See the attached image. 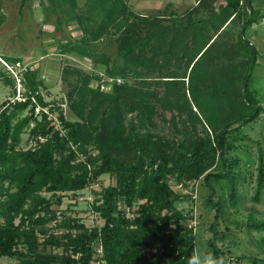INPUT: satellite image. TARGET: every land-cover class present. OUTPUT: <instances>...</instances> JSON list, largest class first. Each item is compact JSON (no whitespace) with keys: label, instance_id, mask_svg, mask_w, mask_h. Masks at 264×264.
<instances>
[{"label":"trees","instance_id":"1","mask_svg":"<svg viewBox=\"0 0 264 264\" xmlns=\"http://www.w3.org/2000/svg\"><path fill=\"white\" fill-rule=\"evenodd\" d=\"M66 1L75 5L76 0ZM90 1L91 8L105 11L103 23L96 31H88L91 38L83 36L81 42L63 44L61 51L93 57V41L110 25H123L120 15H125V8L120 0ZM27 2L21 0V7ZM252 2L222 0L221 9L212 15L188 17L187 23L175 18L171 26L139 17L141 30L149 32L143 37L138 28L140 41L134 43L129 35L122 40L117 52L121 61L112 67L106 64L103 74L92 76L98 81L95 88L90 86L89 76L82 88L76 85L69 93L71 105H78L74 95H82L87 88L93 100L100 96L108 101L96 124L67 119L60 105L45 100L37 70L28 67L23 72L25 100L11 102L9 98L0 104V258H16L19 264H188L197 252V233L189 225L194 215L175 203L195 199L192 193H183L184 186L201 180L208 187L206 203L214 210L206 252L226 256L231 264H242L244 258L251 264H264V259L253 255L232 254L223 243L225 232L220 230L225 223L224 229L229 231L227 211L238 202L236 185L225 194L226 183L242 168L243 158L233 155L249 153V147L243 148L246 140H252L243 128L264 112L250 86L258 52L248 41L252 50L247 48L243 39L247 27L257 20L243 19L253 15ZM78 20L83 24L81 17ZM237 23L244 30L237 34L236 64L219 68L216 59L224 55L225 44L233 37L231 32L220 42L215 36L224 26L227 29ZM213 47L214 53L204 59ZM93 58L106 62L103 57ZM103 78L107 83L112 79L108 92L99 84ZM131 78L149 79V85L155 87L133 89L127 82ZM119 79L123 83H117ZM5 81L16 95L11 73ZM38 106L40 113H36ZM164 108L179 115L174 113L168 121L166 135L170 138L159 133L166 129L157 122ZM174 122L183 123L182 135L173 128ZM148 129L153 133H144ZM25 132L30 146L24 148ZM257 148L252 200L260 203L264 151ZM105 174L115 182L96 191L99 199L92 204L104 221L102 226H86L76 216L52 208L62 203L66 193L89 188ZM178 184L183 190L176 188ZM218 188L222 192L215 200ZM249 227L264 233V220L250 221Z\"/></svg>","mask_w":264,"mask_h":264},{"label":"rangeland","instance_id":"2","mask_svg":"<svg viewBox=\"0 0 264 264\" xmlns=\"http://www.w3.org/2000/svg\"><path fill=\"white\" fill-rule=\"evenodd\" d=\"M120 1L125 8V15H120L121 19L124 23L127 22L120 26L110 25L107 31L97 41H93L90 46V53L93 57H96L97 60L103 57L106 61L104 63L103 61L95 62L93 57L80 56L74 51H61L63 44L81 42L83 36L91 38L92 30L96 31L103 23L105 11L99 7L91 8L90 0H76L75 5L66 0H54V2L50 0H28L23 7H21V0H0V57L6 58L5 56H7L20 59L22 69H19L20 72H18L21 78H23V68L29 67L32 70H37L39 78L43 80L41 92L45 100L60 105L67 119L96 124L106 110L108 101L100 96L93 100L91 92L87 88L81 91L82 95L78 93L74 95V100L78 102V105H71L73 101L69 99V93L76 85L82 88L86 77L103 74L106 64L109 67L118 64L121 61L117 53L118 47L127 35L132 36L135 43L140 41V35L136 31L138 28L143 37L149 32V29L146 30V28L141 30L142 23L138 20L139 17H146L149 20L157 19L159 24L171 26L174 24L175 18L183 23L190 20L188 17L192 19L206 18L212 15L214 11H219L222 5V0ZM252 7L254 8L253 15L246 14L243 19L252 17L257 20L247 27L243 39L247 48L252 50L247 43L248 41L258 52L257 64L252 73L250 86L258 94V98L264 107V0H253ZM260 15L263 16L259 17ZM80 17L83 24L78 22ZM243 30L244 27L241 26V23H237L227 29L224 26L216 34L215 37H219L220 42L231 32V37H233L230 42H226L225 49L227 50L223 53L224 55L216 59L219 68L228 64H236L233 57L238 48L237 34H242ZM212 33L211 30L209 34ZM213 53L214 47L209 50L204 59ZM204 61L202 60L201 64ZM140 69L146 70L143 67ZM200 69L201 67L198 68V70ZM9 72L0 61V104L15 95L12 86L5 81L7 77H10L11 72ZM109 79L108 83L103 81L104 78L99 81V84L102 82L103 89H101L107 92L111 90L112 86V79ZM127 82L133 89H154L155 87L154 84L149 85V79L138 78L134 80L131 78ZM210 82L208 81V83ZM117 83L120 84L123 81L119 79ZM97 84L98 81L92 77L90 86L95 88ZM159 89L160 94L164 96V86L161 85ZM92 102H94L93 105ZM194 109L197 110L195 105ZM162 112V117L157 119V122L162 126L166 125L164 131H159L165 138L168 132L167 126L170 127L168 121L174 113L175 115L177 113L168 108H164ZM26 113L27 111L24 114ZM136 113L138 112L135 111L134 114ZM56 116L57 113L54 114V117ZM177 116L179 115L177 114ZM172 126L175 131L180 132L179 135H182L184 126L182 122H174ZM148 130L144 133H153L152 129ZM243 131L252 138V140H246V147H242L243 149L249 147L248 152L250 154L242 151L243 153L233 155L241 158V160L243 158L242 168L233 180L225 182L226 193L225 191L224 193L227 194V190L236 185L238 193L234 198L238 202H236L235 207H229L227 211L229 231L224 229L225 223L221 225L220 230H224L223 243L232 250V254H249L264 259V233L249 227L250 221L264 220V193L260 203H255L252 200L257 178L256 166L259 152L257 147H261L264 151V112L255 122L244 126ZM168 135L166 137L170 138ZM155 136L157 135L155 134ZM28 140L29 133L25 132L22 136L24 148L30 146ZM114 182L113 176L102 175L99 181L91 187L75 193H66L62 203L54 204L52 208L58 213L65 212L67 215L76 216L86 226H102L103 219L92 208L93 202L99 199L95 192ZM221 188H218V194L214 197L215 200L219 199V193L222 192ZM207 192L208 187L202 185L201 180L187 182L183 193H192L195 199L192 200L188 197L175 203L179 209L193 212L194 218L190 220L189 225L192 224L197 233V251L203 252H206L207 249V238L212 236L209 227L214 216V210L206 203ZM42 194L50 196L48 192H42ZM131 216L133 215L131 214ZM218 243L221 244L222 242ZM0 264H19V261L12 257H1ZM242 264H251V261L244 258Z\"/></svg>","mask_w":264,"mask_h":264},{"label":"built area","instance_id":"3","mask_svg":"<svg viewBox=\"0 0 264 264\" xmlns=\"http://www.w3.org/2000/svg\"><path fill=\"white\" fill-rule=\"evenodd\" d=\"M0 61H1V63L6 67V69H8L10 72H11V74L13 75V77L15 78V82H16V95L14 96V97H12V98H10V101L11 102H15V101H24L25 100V98H24V96H23V92H24V87H23V83H22V79L23 78H21V77H19V69L21 70L22 68V66H21V64H22V62L21 61H18V62H16V63H8L7 61H5L3 58H1L0 57ZM26 69H27V67H25V68H23V70H22V74H23V72L24 71H26ZM19 71V72H18ZM22 77H23V75H22ZM101 88H102V85H101ZM103 89V88H102ZM40 111H41V108L38 106L37 108H36V113H40ZM44 111L45 112H47V110L46 109H44ZM53 116L51 115L50 116V118H52ZM55 120H56V118H55ZM39 140L41 141V142H43L44 141V138H42V137H39ZM176 188L178 189V190H183V185L182 184H178V185H176Z\"/></svg>","mask_w":264,"mask_h":264},{"label":"clouds","instance_id":"4","mask_svg":"<svg viewBox=\"0 0 264 264\" xmlns=\"http://www.w3.org/2000/svg\"><path fill=\"white\" fill-rule=\"evenodd\" d=\"M188 264H231V261L226 256H217L213 253L198 250L189 259Z\"/></svg>","mask_w":264,"mask_h":264},{"label":"crops","instance_id":"5","mask_svg":"<svg viewBox=\"0 0 264 264\" xmlns=\"http://www.w3.org/2000/svg\"><path fill=\"white\" fill-rule=\"evenodd\" d=\"M6 57V56H5ZM2 58V57H1Z\"/></svg>","mask_w":264,"mask_h":264}]
</instances>
